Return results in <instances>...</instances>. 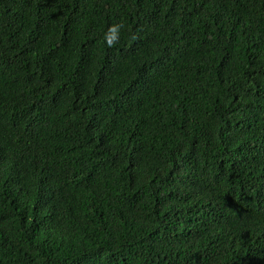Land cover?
Wrapping results in <instances>:
<instances>
[{
  "label": "trees",
  "instance_id": "trees-1",
  "mask_svg": "<svg viewBox=\"0 0 264 264\" xmlns=\"http://www.w3.org/2000/svg\"><path fill=\"white\" fill-rule=\"evenodd\" d=\"M0 264H264V0H0Z\"/></svg>",
  "mask_w": 264,
  "mask_h": 264
},
{
  "label": "clouds",
  "instance_id": "clouds-1",
  "mask_svg": "<svg viewBox=\"0 0 264 264\" xmlns=\"http://www.w3.org/2000/svg\"><path fill=\"white\" fill-rule=\"evenodd\" d=\"M119 27H122V25H118V26H114V27H110L108 29V32H111L113 33V35L111 36V38H107V35H106V40L105 42L111 47L113 43H115L118 39V36L116 34V29H118Z\"/></svg>",
  "mask_w": 264,
  "mask_h": 264
}]
</instances>
